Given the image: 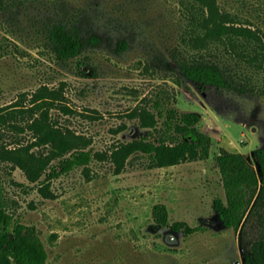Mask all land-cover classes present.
<instances>
[{
  "label": "rangeland",
  "instance_id": "obj_1",
  "mask_svg": "<svg viewBox=\"0 0 264 264\" xmlns=\"http://www.w3.org/2000/svg\"><path fill=\"white\" fill-rule=\"evenodd\" d=\"M221 2L264 32V0ZM190 15L181 0H32L0 9V106L29 105L45 84L61 89L74 111L57 108L53 114L91 137L94 151L107 152L141 130L128 112L164 85L180 110L203 114L201 127L214 139L210 158L165 167L149 168L145 158L132 156L117 172L109 158L96 157L54 179V197L44 196L17 168L21 183L8 184L15 213L37 227L47 264H245L239 231L214 208V198L225 196L216 156L222 146L251 155L264 146V95L202 89L184 77L173 53L194 52L183 43ZM56 21L78 24L101 40L60 60L47 44ZM258 79L264 81V73ZM123 122L128 128L116 131ZM22 138L27 142L31 135ZM158 202L168 205L171 222L200 229L189 233L157 223Z\"/></svg>",
  "mask_w": 264,
  "mask_h": 264
},
{
  "label": "trees",
  "instance_id": "obj_2",
  "mask_svg": "<svg viewBox=\"0 0 264 264\" xmlns=\"http://www.w3.org/2000/svg\"><path fill=\"white\" fill-rule=\"evenodd\" d=\"M32 0H0V9L26 5ZM190 15V29L183 43L194 52L188 56L174 51L173 57L184 77L202 89H233L264 95V32L243 20L221 0H181ZM101 38L86 35L78 24L53 22L47 44L60 60L79 56ZM127 42H121V48ZM176 95L164 85L144 96L128 112L141 129L130 140L115 142L107 152L94 151L93 139L62 123L53 109L73 113L64 102L63 90L41 86L29 105L14 102L0 106V264H47L49 252L35 225L15 213V200L8 184H20L14 171L20 168L29 184L46 197H54V179L88 165L96 158H109L121 172L132 156L145 158L149 168L176 165L188 160L208 159L214 145L212 134L201 127L203 114L180 110ZM123 122L116 131H123ZM30 133L24 141L22 135ZM225 196L214 198V208L223 223L239 231L245 264H264V146L246 152L222 146L216 156ZM154 219L175 230L198 229L185 221L171 222L168 205H154Z\"/></svg>",
  "mask_w": 264,
  "mask_h": 264
},
{
  "label": "water",
  "instance_id": "obj_3",
  "mask_svg": "<svg viewBox=\"0 0 264 264\" xmlns=\"http://www.w3.org/2000/svg\"><path fill=\"white\" fill-rule=\"evenodd\" d=\"M210 121V120H209Z\"/></svg>",
  "mask_w": 264,
  "mask_h": 264
}]
</instances>
